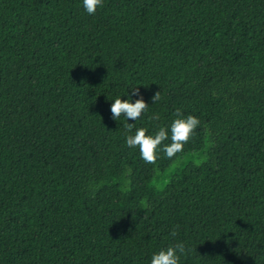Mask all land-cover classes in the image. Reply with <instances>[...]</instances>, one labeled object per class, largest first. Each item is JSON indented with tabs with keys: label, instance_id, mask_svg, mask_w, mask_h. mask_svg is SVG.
<instances>
[{
	"label": "trees",
	"instance_id": "trees-1",
	"mask_svg": "<svg viewBox=\"0 0 264 264\" xmlns=\"http://www.w3.org/2000/svg\"><path fill=\"white\" fill-rule=\"evenodd\" d=\"M103 3L0 0V264H264V0ZM177 110L193 137L145 163L126 137Z\"/></svg>",
	"mask_w": 264,
	"mask_h": 264
},
{
	"label": "clouds",
	"instance_id": "clouds-1",
	"mask_svg": "<svg viewBox=\"0 0 264 264\" xmlns=\"http://www.w3.org/2000/svg\"><path fill=\"white\" fill-rule=\"evenodd\" d=\"M103 6V0H83V7L88 15H95L96 11ZM132 95L139 96L134 103L131 102V99L122 100L117 97L111 104L110 111L114 120H118L123 115L127 121H136L148 110L149 106L144 101L143 96L139 95L138 87L132 89ZM160 99V91H157L153 95L152 101L156 103ZM176 115L178 118L174 119L170 125V136L169 129L166 127H160L154 135H147V129L141 127L136 130L134 135L126 137V145L129 148H138L140 157L145 163L155 165L160 151H163L167 158L172 159L178 153L183 152L184 145L189 142L200 125L199 118L194 115L183 117L179 110H177ZM151 118L158 120L159 116L154 115ZM133 126L134 123L126 125L129 131ZM169 139L170 143L163 144L165 140ZM162 145L163 147H161ZM141 203L145 208L148 207L145 202L142 201ZM178 229V225L172 229L171 237L175 238L178 235ZM185 253V245L182 242H177L154 253L151 256L150 264H180L181 255Z\"/></svg>",
	"mask_w": 264,
	"mask_h": 264
},
{
	"label": "rangeland",
	"instance_id": "rangeland-1",
	"mask_svg": "<svg viewBox=\"0 0 264 264\" xmlns=\"http://www.w3.org/2000/svg\"><path fill=\"white\" fill-rule=\"evenodd\" d=\"M192 160L193 158L191 157V155H188L185 159H183V160H181V163H183V162H185V161H187V160ZM195 162H197V161H199V160H197V159H193ZM173 167H174V165H173ZM173 167H171L169 170H168V173L173 169ZM163 180L162 179H160V178H158V179H156L155 180V184L156 185H158V186H162L163 185Z\"/></svg>",
	"mask_w": 264,
	"mask_h": 264
}]
</instances>
